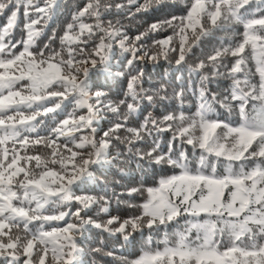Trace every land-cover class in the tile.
<instances>
[{"label":"snow or ice","instance_id":"snow-or-ice-1","mask_svg":"<svg viewBox=\"0 0 264 264\" xmlns=\"http://www.w3.org/2000/svg\"><path fill=\"white\" fill-rule=\"evenodd\" d=\"M166 2L128 0L136 13ZM60 7V0H0V264H98L100 254L103 264H264V0H191L184 15L152 23L134 38L103 21L126 5L87 0L62 35L53 29L38 46ZM21 11L24 36L16 40ZM165 27L173 34L145 44ZM217 31L233 37L205 52L202 38ZM114 44L131 53L130 71L135 60L163 59L187 66L199 88L174 89L179 110L129 126L145 100L170 97L164 84L144 88L143 70L129 76L124 99L93 92L89 72L109 62ZM222 75L232 81L228 94L209 96L204 82ZM188 90L197 97L191 115L182 110ZM216 104L233 119L218 118ZM102 112L113 119L97 138ZM166 132L172 135L165 150L158 138ZM132 162L141 171L145 164L173 170L152 186L127 190L129 197L147 193L139 205L128 203L133 214L112 215L107 190L78 194L97 182V170ZM122 195L112 193L117 204ZM91 228L133 247L137 233L148 234L141 254L127 260L103 242L93 247ZM161 229L153 247V232Z\"/></svg>","mask_w":264,"mask_h":264},{"label":"trees","instance_id":"trees-1","mask_svg":"<svg viewBox=\"0 0 264 264\" xmlns=\"http://www.w3.org/2000/svg\"><path fill=\"white\" fill-rule=\"evenodd\" d=\"M105 4L115 5L116 3H121L126 5L121 11L117 12L113 7L111 11L103 15V21L105 25L111 22L114 26H122L123 30L128 34L130 38H134L141 32L145 31L148 26L152 23L159 21H164L170 19L173 15L182 16L186 12V6L190 5L191 0H167V2L159 7H154L152 10L146 13H136V5L129 4L128 0H102ZM144 0H137V3H143ZM87 3V0H60V9L58 10L57 16L53 21L50 22L45 34L39 38L37 41L38 46L42 47L44 43L48 42V36L52 34L53 29H57L58 37L63 34L64 26L71 21V13L77 7H83ZM134 13V17L128 13ZM88 23H93L92 19L86 20ZM3 20L0 19V24ZM23 28V13L21 11V23L20 27L17 28L14 36L16 40L22 39L24 34L22 32ZM237 31L242 33V26H237ZM172 29L165 27L158 33L151 34L150 37L145 41L146 45H151L152 38L163 39L167 36L172 35ZM233 37L232 32H222L217 31L212 36L204 37L201 41V47L205 52L210 51L214 47H219L221 40L225 41V45L229 38ZM239 38V37H235ZM98 42V37L96 38ZM178 42V40H177ZM53 47L59 48V39L57 38L53 42ZM91 47V45H89ZM197 55L200 53V49H196ZM132 59L131 53H124L118 45L114 44L111 57L106 65H98L89 72V83L92 86V91L95 92L98 88L102 89L106 93L107 100L118 101L124 99V92L127 88V81L130 75H136L140 70H143L142 82L143 87L146 89H152L159 87L160 84H164L170 99L166 101H157L155 104H149L146 100L140 105V110L138 113L130 117L129 126L135 127L138 123L142 122L144 117L151 114L155 118H160L166 111H172L174 109L179 110V102L171 99L172 92L175 89L179 91L180 86L192 89H198L200 86V79L197 75L190 73L187 66L183 68H177L173 62L172 65L163 59L157 62H152L147 59H138L133 62L131 71L127 61ZM252 67V72L255 71L254 65ZM124 73L123 76L117 75V73ZM179 78V79H177ZM254 81H258V76H253ZM231 79L226 76H219L211 78L210 81H205L204 85L208 90L209 96L212 93H216L221 96L228 94L231 88ZM163 94V93H161ZM196 101L197 97L192 94L191 90L186 91V99L183 104V111L187 115H191L196 111ZM95 103V101H91ZM130 102V98H129ZM125 109L122 108V111ZM214 110L218 115V118L222 120H232L233 118L229 116L228 111L225 108L220 107L219 104L214 105ZM86 112V109L81 110V114ZM101 119L99 123L95 126L97 128V138L102 135L103 131L107 130L110 126V121L113 116L110 112H102ZM122 131L121 135H125ZM172 133L166 132L159 136V141L162 146L165 147L171 138ZM123 147V146H121ZM178 147V144H177ZM187 149L189 155H191V147L188 145L184 146ZM144 167L147 171H141L137 167L135 162L131 164L117 163L106 169L97 170L95 175L97 177V182L94 184H87L84 191L78 194H88L94 196H102L107 190L109 197L112 199L111 204V214L126 216L136 212L135 208H129L128 203L139 205L143 202L147 193L143 194L136 193L132 197L127 195V190L130 188H141L152 186L161 175H171L173 170L165 168L161 171L160 168H148L145 164ZM123 169L124 171H121ZM107 185V189L105 188ZM115 192L117 195L123 193L120 196L121 203H116V197L112 196ZM74 210V209H73ZM94 215V213H92ZM103 216V214H101ZM105 219L107 217H104ZM168 231H173V227L169 226ZM164 230L161 229L159 233L153 232V247H155V241L163 237ZM147 229H145V234L143 237L136 234L135 246L131 242L125 244L123 238L121 237L119 241L115 237H109L107 233L101 234L98 230L91 228L88 235L91 236V242L93 247L101 246V242L107 245L105 251L110 249H115L118 256L123 259L132 260L138 257L143 251L144 242L147 239ZM102 254L96 257L98 264H103L101 259ZM109 259V258H104Z\"/></svg>","mask_w":264,"mask_h":264}]
</instances>
